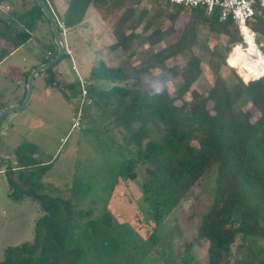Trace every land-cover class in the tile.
I'll use <instances>...</instances> for the list:
<instances>
[{"label": "trees", "instance_id": "obj_1", "mask_svg": "<svg viewBox=\"0 0 264 264\" xmlns=\"http://www.w3.org/2000/svg\"><path fill=\"white\" fill-rule=\"evenodd\" d=\"M63 1L58 10L57 0H43L67 31L84 26L94 12L109 31L106 51L121 52L110 56L114 63L96 59L90 67L85 80L90 103L81 104V114L94 110L104 125L119 132L125 150L119 178L136 179L142 166L138 190L146 220L162 223L213 165L212 197L201 205L183 249L204 241L203 264H264V250L252 244L264 242V73L245 82L227 64L221 74L232 47L244 43L236 23L230 16L220 20L217 7L207 14L203 7L183 9L164 0ZM22 5L18 13L0 14V36L9 44L0 49V58L26 43L36 26L48 23L34 0H22ZM47 31L51 33L49 27ZM45 53L38 64L54 55L49 42ZM203 65L213 75L210 83L201 79ZM145 79L169 81L173 92L164 86L149 92L141 85ZM45 82L80 95L77 78L61 84L51 72ZM14 156L16 164L7 162L4 171L9 195L14 200L22 195L35 198L42 214L34 221L32 242L5 247L0 264H36L37 250L46 244L50 252L51 240L60 237L58 214L70 208L62 199L20 187L21 175L15 179V172L38 162L19 148Z\"/></svg>", "mask_w": 264, "mask_h": 264}, {"label": "rangeland", "instance_id": "obj_2", "mask_svg": "<svg viewBox=\"0 0 264 264\" xmlns=\"http://www.w3.org/2000/svg\"><path fill=\"white\" fill-rule=\"evenodd\" d=\"M57 7L62 10L64 1L57 0ZM13 8L21 11L22 0H3L0 14L5 15ZM87 18L84 26L60 34L66 54L50 71L42 70L33 77L28 103L6 113L0 120V167L5 160L14 166V151L19 148L38 162L15 172V179L17 173L21 175L19 186L32 188L36 194L62 199L70 208L58 214L60 237L51 240L50 252L43 244L34 254L35 262L203 264L206 242L193 243L187 250L182 245L191 240L201 205L212 197L214 166L194 183L190 193L162 223L154 225L146 220L140 208L138 183L143 174L142 166L137 168L136 179H121L117 175L118 165L125 156L119 132L104 125L105 121L94 110H83L76 116L78 96L69 88L52 87L45 82L51 72L61 84L76 78L86 80L96 59L109 64L111 55H121L119 49L106 51L105 46L110 42L107 26L98 17V20L91 15ZM184 19L177 22L182 24ZM251 21L254 17L246 25L252 29L255 25L252 26ZM261 24L255 28L260 30L264 27ZM31 34L28 43L0 58V109L22 100L24 72L44 55L48 42L56 50L49 31L43 32L36 26ZM254 41L260 52L264 51L263 36L256 32ZM4 48L8 49L9 44L6 37L0 36V49ZM238 48L241 47L231 53L230 60L234 64L237 62L233 53ZM202 67L201 79L210 83L213 75L205 65ZM227 70L226 63L220 72L225 74ZM156 72L157 69L152 70V74ZM141 85L149 92L163 86L169 93L173 92V84L169 81L162 84L157 79H145ZM76 120L77 125H74ZM10 191L5 174L0 173V260L5 247L32 242L34 221L42 214L35 198L22 195L14 200ZM252 241L254 246L264 250L263 241Z\"/></svg>", "mask_w": 264, "mask_h": 264}, {"label": "built area", "instance_id": "obj_3", "mask_svg": "<svg viewBox=\"0 0 264 264\" xmlns=\"http://www.w3.org/2000/svg\"><path fill=\"white\" fill-rule=\"evenodd\" d=\"M164 1L178 5L183 9H187L191 7H203L207 14L210 13L213 8L217 7L219 9L220 20H224L227 16H230L231 19L236 23L239 34L242 37V41H243L244 30L249 31L251 33L252 39L254 41V34L251 31V29L246 25L247 21H249L253 17L256 10H259L260 12H264V0H164ZM54 18H55L56 26L60 30V34L65 32L66 27L64 23L61 20H58L56 16H54ZM78 82H79L80 95L78 96V107L75 113L76 116L81 115V104L90 103V99L86 96V81L85 80L82 81L78 78ZM74 122H75L74 125L75 124L77 125V120ZM2 172L3 170L0 167V173Z\"/></svg>", "mask_w": 264, "mask_h": 264}, {"label": "water", "instance_id": "obj_4", "mask_svg": "<svg viewBox=\"0 0 264 264\" xmlns=\"http://www.w3.org/2000/svg\"><path fill=\"white\" fill-rule=\"evenodd\" d=\"M34 2L39 6L41 12L43 13V15L45 16L48 22L49 29H50V32L53 38V43L56 47V50H55L54 55L51 58H49L47 61L40 63L29 70L26 76V80H25V87H24L25 90H24V96L22 100L17 104L8 105V106L1 108L0 109V120L6 113L18 110L28 103L31 97V94H32L33 77L38 72L45 70L46 68L54 64L62 56L63 51H64L63 42L61 40L60 35L58 34L54 15L50 11V9L46 6V4L43 2V0H34ZM6 164H7V161L5 160V164L4 166H2L3 172L1 174H4Z\"/></svg>", "mask_w": 264, "mask_h": 264}, {"label": "bare ground", "instance_id": "obj_5", "mask_svg": "<svg viewBox=\"0 0 264 264\" xmlns=\"http://www.w3.org/2000/svg\"><path fill=\"white\" fill-rule=\"evenodd\" d=\"M243 40V45L235 44L232 47V50L228 55L227 64L230 67L236 68L246 82L250 77H255L256 75L259 76L264 73V56L255 45V42L253 41L252 35L249 31L244 30ZM236 47H241L242 49L238 48L233 53V57H235L237 63L230 64L231 53ZM240 67L246 74L249 75L246 76L247 78H245V76L242 74Z\"/></svg>", "mask_w": 264, "mask_h": 264}, {"label": "crops", "instance_id": "obj_6", "mask_svg": "<svg viewBox=\"0 0 264 264\" xmlns=\"http://www.w3.org/2000/svg\"><path fill=\"white\" fill-rule=\"evenodd\" d=\"M57 4V3H56ZM11 11H13V12H16V13H18V12H20V11H18V10H16V9H14L13 8V10L11 9ZM262 13H264V12H261V13H258V15L256 16V17H254V21H251L250 22V24L252 25V26H254V28H250L251 29V31L253 32V34H254V36H255V34H256V32H258V34H260V35H262L263 36V40H264V27H262L260 30L259 29H257L258 27V25H260L261 23H262V21H263V23L262 24H264V16H262L261 14ZM87 16H88V14H87ZM91 16H93V17H95V19H97L96 18V16H94V14H91ZM251 19H253V17L251 18ZM98 20V19H97ZM260 20V21H259ZM250 21V20H249ZM261 24V25H262ZM257 25V26H256ZM47 26H48V23H47ZM39 27L40 28H42V30H43V32H47V28L49 27H46V24H44V22L43 23H41L40 25H39ZM255 27H257V28H255ZM68 32H70V31H68ZM263 44H264V42L263 41H261ZM26 43H28V41H26ZM26 43H24V44H26ZM23 44V45H24ZM19 47H21V46H19ZM19 47H17V48H15V49H13V50H11L9 53H11V52H13V51H15V50H17ZM71 54V53H70ZM45 55H46V53H45ZM44 55V56H45ZM229 55V54H228ZM36 64H38V60L34 63V64H31L30 66H29V69L30 68H33V66H35Z\"/></svg>", "mask_w": 264, "mask_h": 264}, {"label": "clouds", "instance_id": "obj_7", "mask_svg": "<svg viewBox=\"0 0 264 264\" xmlns=\"http://www.w3.org/2000/svg\"><path fill=\"white\" fill-rule=\"evenodd\" d=\"M154 91H159V89H154Z\"/></svg>", "mask_w": 264, "mask_h": 264}]
</instances>
